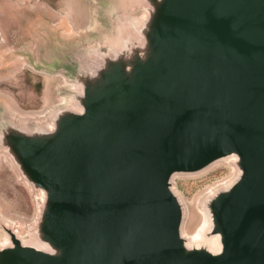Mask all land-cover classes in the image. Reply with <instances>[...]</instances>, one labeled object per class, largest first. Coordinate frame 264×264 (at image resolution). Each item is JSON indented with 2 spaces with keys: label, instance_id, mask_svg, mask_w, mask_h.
Listing matches in <instances>:
<instances>
[{
  "label": "water",
  "instance_id": "water-1",
  "mask_svg": "<svg viewBox=\"0 0 264 264\" xmlns=\"http://www.w3.org/2000/svg\"><path fill=\"white\" fill-rule=\"evenodd\" d=\"M133 2L115 38L50 60L80 111L0 119V154L44 193L27 241L2 226L0 264H264V0ZM231 156L203 203L221 251L190 249L175 176Z\"/></svg>",
  "mask_w": 264,
  "mask_h": 264
},
{
  "label": "rangeland",
  "instance_id": "rangeland-1",
  "mask_svg": "<svg viewBox=\"0 0 264 264\" xmlns=\"http://www.w3.org/2000/svg\"><path fill=\"white\" fill-rule=\"evenodd\" d=\"M133 1L0 0V119L14 115L19 120L60 107L69 92L50 60L64 64L74 57L81 59L88 45L115 38L129 16L138 14ZM229 168L221 165L200 177L175 178L186 207L184 232L203 226L204 199L226 181L232 172ZM39 196L0 154L1 245L6 240L3 225L13 227L27 241L37 218ZM193 214L198 221L191 225Z\"/></svg>",
  "mask_w": 264,
  "mask_h": 264
},
{
  "label": "bare ground",
  "instance_id": "bare-ground-1",
  "mask_svg": "<svg viewBox=\"0 0 264 264\" xmlns=\"http://www.w3.org/2000/svg\"><path fill=\"white\" fill-rule=\"evenodd\" d=\"M64 83H65V87H67V88L77 90L80 93L83 92V88H82L81 85L69 84V83H67L65 81V79H64ZM63 104H70V105H72V107H74V109H79V111H80V108L76 104H73V101H72L71 98L70 99L64 98V103ZM46 113L41 114V115H34V116L32 115L31 117L23 116L22 119L26 120V119L33 118V119H38L37 121H39V122H41V121L43 122V120L46 118ZM44 123H45V121H44ZM48 126L52 127V124H48ZM234 159H235L234 156H231L229 158H225L223 160L215 162L214 164L210 165L209 167H207L206 169L202 170L201 172L194 173V174H180V175H176L175 178L176 177H186V178H188V177H200V176L206 175L207 173H209L210 171H212L213 169H215V168H217V167H219L221 165H226L227 167H230L229 169H231V171H232L230 176L228 178L224 179L226 181L224 183H222L219 187H217L215 189H211L210 188L211 190L206 195V196H209V195L213 194L216 190H218L220 188H225V187L228 188V187H230L235 182V179L237 177V170L235 168V165L232 162ZM176 194L179 197L180 202H182V204L184 203V205H185L183 197L181 196V193L178 192L177 188H176ZM38 198L41 199V200H44V193L41 192V194H40V196ZM186 203H187V206L190 209H192L191 202L186 201ZM38 210H39V204H38V207H37V216H38ZM197 221H198V217L193 214L191 225L196 224ZM212 227H213V223H212L211 214L209 213V211H207V212L205 211L204 215H203V226L199 227L200 229L197 230V231L194 230L192 232H184L185 237H186L185 240H186V243H187V247L190 248V249L206 248V249L210 250L213 253H219L221 251L220 236L212 234ZM6 241H7V239H6Z\"/></svg>",
  "mask_w": 264,
  "mask_h": 264
}]
</instances>
